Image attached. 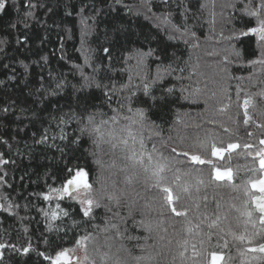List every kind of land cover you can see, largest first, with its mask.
<instances>
[{
	"label": "snow or ice",
	"instance_id": "obj_1",
	"mask_svg": "<svg viewBox=\"0 0 264 264\" xmlns=\"http://www.w3.org/2000/svg\"><path fill=\"white\" fill-rule=\"evenodd\" d=\"M21 3L22 6L12 0L11 6L18 14L23 11V15L0 27V32L15 30V42L25 51H34L30 47L32 39L38 41V48L47 41L46 36L32 35V23L29 22L46 23L36 16V10L44 8L47 9L45 15H56L61 9L65 17L75 13L83 25L84 36L91 35L94 28L104 23V42L107 46H102L105 56L99 57V63L95 62L97 49L87 46L77 49L84 55V64L73 67L71 75L76 77L78 74L75 82L69 81L68 74L52 69L48 55H40L38 60L33 61L40 69L34 74L29 72V65L24 61H19L24 68L23 73H18L11 63H3L4 69L11 70L7 80H18L19 84L16 95L0 100V147L7 149L0 151V249L22 258L34 255L33 264H128V257H132L135 264H151L167 248L160 242L170 236L168 228L163 227V217L165 213H171L174 217H183L186 225V236L177 242L173 264L177 257L181 264L185 260H191L192 264H221L223 255L209 252L204 246L217 234L211 229L225 232L222 224L228 217L219 211V203L214 218L206 212H199V198L186 205L184 194L190 193V185L187 181L178 183L182 176H190L196 165L211 166L207 184L203 170L195 168L200 185L233 181V169L227 167L221 170L209 158L210 151V156L217 159L224 158L227 152L228 159L237 153L258 160L259 168L252 167L249 171L258 172L259 177L245 183L244 192L248 199L237 209L240 216L246 218L243 221L245 230L237 235L229 225L227 231L241 244L247 243L248 252L264 253V137L259 139L261 147L258 149L252 143L241 144L231 140L225 146L221 138V131L238 136L241 122L248 137L256 134L248 131V127L264 133V89L249 93L241 86L245 79L253 78L264 84V0H223L219 13L215 11L217 0H139L138 5L129 4L127 0H77L78 9L76 4L67 0H55L54 5L46 0H21ZM209 3L213 10L205 16ZM7 6V0H0V11ZM217 16L224 25L231 24L234 31L230 36H223L221 31V37L231 43L230 55L210 65L212 72L209 75L200 70V57L195 55V51L201 47L200 30L206 24L208 28L204 39H212ZM141 18L147 26L140 23ZM246 19L254 24L235 29L237 21L244 24ZM251 36L256 38V55L246 60L237 44L242 42L241 37ZM10 43L8 39H0V54L5 59H10L5 51V46ZM81 43L83 46L86 42L82 39ZM114 52L120 54L116 59L123 61L119 72L127 74L126 83L110 75L115 71L111 64ZM217 54L205 53L209 56ZM233 55L237 63L231 59ZM105 57L108 65L103 63ZM248 65L252 69L248 77L237 75L238 72L243 73ZM89 67L91 74L86 72ZM193 77L196 79L193 80ZM202 80H207L213 88L209 89L207 83L202 88ZM232 81L236 82L238 111L235 116L229 115L228 119L235 125L234 128L215 118L226 114L233 103ZM0 86L7 87L4 80H0ZM210 100H217L219 106L212 109L211 116H208ZM201 103L205 107L195 116L189 112L180 113L185 104L199 107ZM169 115L174 117L170 124ZM197 117H200L201 123L196 122ZM205 123L213 127H204ZM166 124L169 127L165 136ZM217 127L221 131H217ZM189 128L199 129L194 138L185 131ZM103 145H107L115 156L110 164L103 161V155L107 154L102 153ZM238 149L244 151L237 152ZM88 157L98 168L94 178L91 170L86 171ZM82 160L84 163H81ZM118 160L121 164L117 163ZM181 165L188 167L182 169ZM116 168L126 173L128 188L134 182L142 184L144 193L135 192L132 188L133 198L122 204V197L127 196L128 188H116L115 181L110 180L115 173L110 172L107 177L104 175L105 171ZM239 171V168L236 169L237 173ZM17 173L19 181L14 182ZM33 175L37 180L43 177L52 181L45 183L49 192H26L30 184L37 183V180L31 179ZM109 184L111 191L108 190ZM15 189L20 191L13 195ZM152 189L157 191L146 198L145 194L151 193ZM196 191H200L199 187ZM53 196L54 208L38 209L46 221L45 232L40 233L38 239L47 251L31 244L27 227L23 229L28 239L27 246L11 242L10 230L2 227L5 214H11L22 222L28 217L20 216L18 209H36L41 197L43 201L51 202ZM21 199L25 201L23 205L18 203ZM105 199L108 203H103ZM189 199H192L190 194ZM139 200H145V203L140 205ZM101 208L105 212L101 217L103 227L93 223L97 219L96 210ZM122 208L126 210V215L121 214ZM193 210L203 217L200 223L207 222L210 231L201 233L199 225H192L188 217ZM137 212L140 219L136 218ZM150 214L158 216L150 218ZM61 217L67 218V222ZM57 220L59 225H53L52 221ZM235 220L240 222L239 217ZM248 225H251V231ZM89 226L99 233H112L104 237L103 245L94 244V255L89 253L88 245L96 237L88 230ZM194 228L195 236L202 237L198 240L200 248L191 239ZM141 229L147 235L141 237L135 234ZM69 232L73 233L71 237ZM70 239L74 240V246L64 247ZM141 240L143 243H140ZM149 240H152L151 244ZM125 241L135 242L133 246L147 255L133 256ZM254 242L255 246H252ZM168 243H172L170 238ZM227 246L228 241L225 240L221 247ZM154 248L157 250L153 255ZM78 250L84 253L82 257L75 255ZM189 250L191 255L186 256ZM3 261L4 253L0 252V264Z\"/></svg>",
	"mask_w": 264,
	"mask_h": 264
},
{
	"label": "trees",
	"instance_id": "obj_2",
	"mask_svg": "<svg viewBox=\"0 0 264 264\" xmlns=\"http://www.w3.org/2000/svg\"><path fill=\"white\" fill-rule=\"evenodd\" d=\"M47 3L53 4L55 3V0H46ZM67 2L76 4L77 9L79 7L77 0H67ZM129 4H139V0H127ZM223 0H217L215 11L219 13L220 6ZM16 3L21 4V0H16ZM7 7L5 10L0 11V27H3L8 22L14 21L17 19L18 15L22 17L23 11H21L19 14L15 11V9L11 6L12 0H7ZM212 5L209 3L208 10L205 11L204 15L209 16L210 12L212 11ZM47 11L46 8L44 9H37L36 10V16L38 17V20L41 22L46 23H38V22H32V28L31 33L33 36H40V37H47L46 43L38 48V41L36 39H32L30 47L34 50L32 52L25 51L24 48H20L17 46L15 40L17 36V32L15 30H10L6 32H0V39H8L11 41L9 45L5 46V51L9 54L10 59H5L3 57V54H0V80L5 81L4 86H0V100L6 98L7 96H14L17 94L16 88L19 84V81H8L7 77L11 74L10 69H4L3 63H11L13 67L16 68L18 73H23L24 68L20 65L19 61H24L25 64L29 65V72L36 73L39 72L40 69L33 63V61L38 60L40 55H48L49 59L51 61V68L55 69L57 71L64 72L65 74H68V79L70 82H75L78 79V74L76 77H73L71 75L73 67L75 65H83L84 64V55L81 51H77V49H82V47L87 46L91 47L93 49H97L96 52V63H99V57H104L105 54L102 51V46H107L104 42V29L105 24L100 23L96 28L92 30L91 35L84 36L83 35V25H81L79 17L76 16L75 13H73L72 16L65 17L63 14V10L61 9L58 14L53 15L49 13L48 15H45V12ZM238 15V14H237ZM103 20V17L100 18ZM178 19V17H177ZM89 23H92L89 21ZM140 23L145 24L147 26V23L143 21L141 18ZM254 24L253 21L245 20L244 24H241L239 21L235 23V29L240 28H246L247 26H252ZM21 31H23V25L20 26ZM208 25H205L204 29L200 30V36H201V47L195 51V55L200 57V63H201V71L211 74L212 68L209 67L210 65H213L217 62L222 61V59L225 56L230 55L231 50V43L228 40H225L221 37V31L223 30V36H230L232 35L234 29L231 24L224 25L223 22L220 20L219 16H217V25H216V32L213 34L212 39L205 40L204 34L207 30ZM82 39L86 42L85 45L82 46ZM241 43L237 44L238 50H241L243 55L245 56L246 60L251 59L256 55V49H257V43L255 36H251L250 38L241 37ZM27 47V46H26ZM206 52H215L218 53L217 55L209 56L205 55ZM114 59L111 61L112 66L114 67L115 71L111 72L110 75H112L117 81L121 82H127V74L121 75L119 72V69L123 66V61H118L116 57H118L120 54L117 52H114ZM61 56H64L65 59H60ZM231 59L234 63H237L235 56H231ZM246 62V61H245ZM103 63L105 65L109 64V61L105 57L103 60ZM135 69H133V72ZM252 69L251 66L248 65L246 70L243 73H237V75H244L245 77H248L251 73ZM86 72L91 74L92 69L86 68ZM47 74V68L45 69V75ZM196 77H193V80H195ZM208 84V88L212 89L213 85L211 83H208L207 80L201 81V87H204V84ZM235 81H232V105L230 109L227 111L226 114L221 116H216V119L222 120L228 127L234 128L235 125L231 123V121L228 119L229 115L235 116L238 109L236 106V95H235ZM242 87L246 88L249 93H256L260 91L261 89H264V84H261L258 78H253L251 80L245 79L243 81ZM22 87V86H21ZM254 99H259L258 97H254ZM217 100H210L209 101V113L208 116H211L212 112L211 110L215 107H218ZM205 105L201 103L199 107L190 106L185 104L183 107L180 108V113L183 114L184 112H189L191 115L195 116L197 112H200L204 109ZM259 107V105H258ZM155 119V117H153ZM169 124L174 119L172 115H169L167 117ZM242 121V117H241ZM159 123V121H157ZM190 122V121H189ZM197 123H201L200 117L196 118ZM169 124L165 125V136L167 133V128L169 127ZM178 128L182 127L181 125H177ZM204 127H213V125L204 124ZM248 131H254L256 134L253 137H248L245 134V126L242 124L240 125V133L238 136L230 135L229 133H223L218 127L217 131H221V138L225 142V146L227 142L230 140L233 142H239L241 144L248 142L255 145V148L258 149L261 147L259 145V139L261 137H264V133H260L258 129H254L252 127H248ZM190 136L193 138L195 137V133L199 131V129L196 128H189L186 129ZM147 135V133H145ZM175 135V133H173ZM85 146H87V141H85ZM148 147H151V143L148 144ZM7 149L5 147H0V151H6ZM244 151L243 149H238L237 152ZM255 149H253V152ZM102 153H107L106 155H103V161L106 164H110L111 160L115 158L111 151L109 150L107 145L102 146ZM118 155V153H117ZM229 154L226 152L224 154V158L222 159H216L215 157L210 156L209 151V158L213 160L215 164L220 166L221 170H224V168L231 167L233 169L234 173V179L231 182L226 181H214L212 184H209L207 186L200 185L197 178V173L195 171V168H200L205 173L204 179L205 184H207L208 181V173L211 171L210 165H196L194 166V170L190 176H182L181 181L178 183H183L185 181L188 182L190 185V196L192 199H189V194H184V202L186 205H191L197 198L198 203L200 205L199 212H206L210 216L214 218L216 212H217V203L220 204L219 211L222 215H226L228 217L227 221L222 224L223 227H225V232L221 233L219 232V229H211L214 234L212 236L211 242L205 244V249L209 252L216 251L217 253L223 255L224 260L221 261V264H224L225 261H227V264H264V253L260 252H248L247 248L249 245L247 243L241 244L239 241L235 240L232 235H230L227 231V227L230 225L232 232L239 235L240 233L244 232L245 225L243 221L246 219L245 217H241L240 213L237 211V209L241 208L243 205V201L248 199V196L245 195L244 192V185L249 179L258 178L259 173H253L249 171L250 168L256 167L259 168L258 160H254L253 156H243L238 155L237 153H233L231 155V159H228ZM81 163H84L82 160ZM118 164H121V161H117ZM182 169L187 168V165H181ZM240 169V171L237 173L236 169ZM87 170H91L93 178L98 172L97 166L93 163L92 158H87ZM9 174L11 176V167L8 169ZM113 172L115 173L110 177V180H114L116 183V188H128L125 182V176L126 173L121 172L119 168L116 169H109L105 171L104 175L107 177L109 176V173ZM55 172H53V175ZM32 180H37V177L33 175L31 177ZM19 181V173L15 176V181ZM52 183L50 179L47 178H40L37 180L36 184H30L26 192H49V189L45 188V183ZM91 182V181H89ZM231 185H235L236 187H232ZM56 186H59L58 184ZM94 187L98 188L99 185H95ZM199 187L200 191L197 192L196 189ZM132 188L135 189V192L144 193V186L142 184L133 183L131 188H128V194L126 197H122V204L126 201H130L134 193L132 192ZM109 191H111V186L109 184ZM20 191L19 189H15L13 192V195L16 194V192ZM157 190L152 189L151 193L145 194L146 198L147 196H150L154 194ZM251 192V189H249ZM22 193L23 194H26ZM51 194V193H49ZM258 195V193H256ZM207 197V199H203L204 197ZM19 204L23 205L25 201L23 199L18 201ZM103 203H108V201L105 199ZM138 203L140 205H143L145 203V200H139ZM44 208L45 210L51 209L55 207V197L53 196V200L51 202H45L43 201L42 197L37 202V208H28L27 210L23 209L22 207L18 209L20 216H26L27 219L23 220L22 222L18 220V218H15L11 216V214H5L3 219L2 227L4 229H9L11 232V242L16 243L19 245H25L28 244V239L25 238V233L23 231L24 227L28 228L29 234H31V244L33 246H38L41 250L47 251L45 245L43 242L38 239L40 236V233L45 232L46 228V221L45 218L41 213H39V208ZM79 207V206H78ZM97 219L93 221V223H96L100 225V227L104 226V220L101 219L105 215L104 209L101 208L99 210H96ZM121 214L126 215V210L121 209ZM110 215V214H109ZM158 216V214H150V218L152 216ZM239 217L240 222L237 223L235 218ZM136 218L140 219V214L136 213ZM192 225H199L201 233H206L210 231V229L207 226V222L201 224L200 221L203 219L202 216H199L198 213L193 210L189 212L188 217ZM50 219V218H49ZM61 219L65 220L67 222V218L61 217ZM164 224L163 227L168 228V232L170 234L169 237H166L163 241L160 242V245H167V248L162 251L160 256L155 257V259L151 262V264H173L172 257L175 255V251L177 248V242L181 241L183 238H185V223L183 217H174L171 215V213H165L164 217ZM112 222H116L113 220ZM53 225H59L60 221H52ZM130 223V222H129ZM248 230L251 231V225H248ZM89 231L93 232V235L96 237V240L88 245L89 253L94 255L92 253V249L94 247V244L98 243L100 245H103L104 243V237L106 235L112 234V233H99L98 230H93L91 226L88 227ZM123 230V228L121 229ZM196 229H193V235L191 237L192 242L197 244V248H200V245L198 243V240L202 237L195 236ZM135 234L140 235L143 237L144 235H147L142 229L138 230ZM69 237L73 235L72 232L68 233ZM19 236V239L17 237ZM223 237V238H221ZM171 239L172 243L169 245L168 240ZM4 239L7 240L8 236L5 235ZM228 241L227 247H221L224 244V241ZM129 248L132 249L133 256L138 255H147V253H141L139 249L135 248L133 244L135 242H124ZM140 243H143V240L140 241ZM148 243H152V240H149ZM75 244L74 240L70 239L67 240V242L64 244V247H73ZM252 246H255V242ZM107 250V249H102ZM115 249H113L114 251ZM157 249H153V255L155 254V251ZM0 252L4 253V261L3 264H33V261L36 259L34 255L30 257H21L20 255L12 254L9 251L5 249H0ZM243 253V255L241 254ZM123 255V254H122ZM191 255V250H189L188 253H186V256ZM255 257V259H253ZM230 258V259H229ZM98 261V257H96ZM128 264H135V261L132 259V257H128ZM210 260V257H209ZM175 264H181L180 258L177 257ZM183 264H192L191 260H185Z\"/></svg>",
	"mask_w": 264,
	"mask_h": 264
},
{
	"label": "rangeland",
	"instance_id": "obj_3",
	"mask_svg": "<svg viewBox=\"0 0 264 264\" xmlns=\"http://www.w3.org/2000/svg\"><path fill=\"white\" fill-rule=\"evenodd\" d=\"M216 159H217V158H216ZM258 195H259V193H258ZM69 248H71V247H69ZM75 255H76V256H81V257H82V256L84 255V253H83L82 251H79V250H78V251L76 252Z\"/></svg>",
	"mask_w": 264,
	"mask_h": 264
}]
</instances>
